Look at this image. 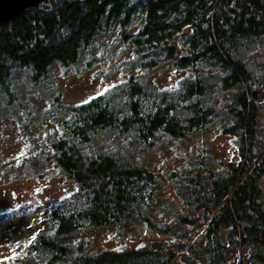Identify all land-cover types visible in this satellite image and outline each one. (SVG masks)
Wrapping results in <instances>:
<instances>
[{
  "label": "trees",
  "instance_id": "trees-1",
  "mask_svg": "<svg viewBox=\"0 0 264 264\" xmlns=\"http://www.w3.org/2000/svg\"><path fill=\"white\" fill-rule=\"evenodd\" d=\"M134 18L139 25L131 31ZM115 26L140 71L171 62L189 74L172 91L129 76L112 88L118 97L108 91L67 106L60 93L52 95L49 116L65 118L55 121L59 136L42 157L76 189L51 209L54 229L36 235L30 250L64 264H225L228 247H248L249 263L264 264V153L256 136L255 83L244 65V51L264 37V0H47L0 24V107L18 104L16 73L37 85L52 66L77 63L96 35ZM215 91L226 105L213 104ZM213 122L235 137L238 162L225 175L200 160L190 172L169 176L186 207L203 212L206 221L212 214L198 253L188 246L175 263L184 243L175 251L156 241L149 250L88 255L83 244L72 249L62 242L86 229L149 224L146 213L156 204L159 178L104 150L96 137L108 133L151 149L163 136L181 139ZM156 231L175 235L167 226Z\"/></svg>",
  "mask_w": 264,
  "mask_h": 264
},
{
  "label": "rangeland",
  "instance_id": "rangeland-1",
  "mask_svg": "<svg viewBox=\"0 0 264 264\" xmlns=\"http://www.w3.org/2000/svg\"><path fill=\"white\" fill-rule=\"evenodd\" d=\"M138 25V18H134L130 30L135 31ZM119 31L115 26L96 35L77 63L52 66L48 77L37 85L25 73H16L18 104L0 107V264H64L52 260L47 252L30 250L36 235H48L54 229L55 223L49 218L51 209L61 201L67 202L76 189L73 182L61 178L42 157L49 150V140L59 136L55 121L65 118L59 114L49 116L52 95L60 93L62 103L67 106L84 103L108 91L115 97L119 91L112 88L129 76L142 80L154 90L172 91L189 74L174 68L171 62L140 71L138 57L125 48ZM244 65L255 83L256 136L262 143V154L264 37L244 51ZM212 96L216 107L226 105L217 91ZM95 140L104 150H116L125 156L129 165L159 178L156 204L146 213L149 224L135 220L113 227L86 229L66 236L62 242L72 249L81 243L88 255L109 250H149L156 241L175 251L184 243V248L176 252L175 263H179L177 258L181 254H187L188 246L198 253L206 245L203 232L212 214L206 221L203 212L186 207L175 194L169 176L174 172H190L200 160L225 175L227 168L238 162L235 137L223 134L221 124L213 122L181 139L163 136L151 149L133 148L108 133L100 134ZM184 218L191 219L193 224H185L181 220ZM166 226L175 230L174 236H163L156 231ZM227 233L228 230L221 233L223 243ZM251 252L248 247H228L225 264H250Z\"/></svg>",
  "mask_w": 264,
  "mask_h": 264
},
{
  "label": "water",
  "instance_id": "water-1",
  "mask_svg": "<svg viewBox=\"0 0 264 264\" xmlns=\"http://www.w3.org/2000/svg\"><path fill=\"white\" fill-rule=\"evenodd\" d=\"M46 0H0V24L23 14Z\"/></svg>",
  "mask_w": 264,
  "mask_h": 264
},
{
  "label": "bare ground",
  "instance_id": "bare-ground-1",
  "mask_svg": "<svg viewBox=\"0 0 264 264\" xmlns=\"http://www.w3.org/2000/svg\"><path fill=\"white\" fill-rule=\"evenodd\" d=\"M45 2V1H44Z\"/></svg>",
  "mask_w": 264,
  "mask_h": 264
}]
</instances>
